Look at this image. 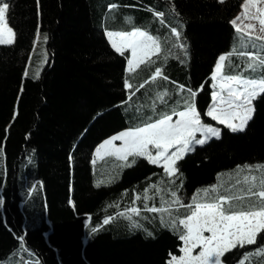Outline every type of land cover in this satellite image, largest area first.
<instances>
[{"label":"trees","instance_id":"trees-1","mask_svg":"<svg viewBox=\"0 0 264 264\" xmlns=\"http://www.w3.org/2000/svg\"><path fill=\"white\" fill-rule=\"evenodd\" d=\"M242 1L4 0L15 41L0 44V261L17 253L23 264H166L170 253L181 254L178 221L190 214L186 205L198 190L221 183V175L236 168L264 165V93L253 99V118L243 131L206 115L211 74L219 56L235 47L230 22ZM116 3L119 19L125 13L135 18L123 28L145 25L167 39L150 69L160 66L171 81L197 91L201 120L221 130L219 138L196 145L177 162L178 177L169 178L144 158H135L131 167L120 160L113 167L110 159L103 170L93 163L101 142L139 125L149 93L167 91L169 101L171 91L165 82L140 87L135 74L127 73L129 51L117 53L103 27ZM172 27L181 32L179 40ZM43 42L47 62L34 76ZM127 78L140 87L141 98L129 97ZM172 191L184 206L161 205L162 199L172 201ZM145 205L167 211L149 212ZM133 207L139 216L129 212ZM162 217L176 220V228ZM260 247L264 232L257 244L225 253L223 262L264 264Z\"/></svg>","mask_w":264,"mask_h":264},{"label":"snow or ice","instance_id":"snow-or-ice-1","mask_svg":"<svg viewBox=\"0 0 264 264\" xmlns=\"http://www.w3.org/2000/svg\"><path fill=\"white\" fill-rule=\"evenodd\" d=\"M219 2L223 3L225 0H219ZM257 3H264V0H245L242 15L245 19L258 20L259 31L264 33V18H261V15H264V8H257ZM249 6L255 8L258 15L249 16ZM109 7L116 8L117 5L113 4ZM8 11L9 4L0 0V44H12L15 41V32L8 26ZM154 14L159 18L164 16L162 12ZM238 20H241L240 16L230 22L236 27L237 32H240L242 36L246 35L249 40L264 41V36H253L252 31L245 33L237 24ZM246 27L255 30L253 24ZM171 33L177 40L181 37V32L176 27L171 28ZM107 37L117 53L124 55L125 50H130L131 58L128 61L130 73L135 72L141 65L155 63L153 57L159 58L163 51L160 39L140 28H133L131 31H109ZM37 39H39V35H37ZM46 39L47 37H45V41ZM173 47L184 48V45L177 44ZM237 54L248 58L247 68L252 73L257 70L264 73V57L251 52H237L234 49L218 58L215 74L212 77L216 81L213 87L218 91L212 93L214 103L206 115L220 124L226 125L233 132L243 131L246 128L255 111L252 106L253 99L264 93V75L260 79H249L242 75L224 74L225 62ZM157 78L168 79L161 67H156L154 75L151 77L153 81ZM126 87L133 89L131 83H127ZM140 87H144V85L141 84ZM138 90L137 88L136 91ZM179 90L184 91L185 86L180 85ZM187 91L192 102L185 101V110L174 113L179 116L178 120L173 122L171 115L163 114L162 118L155 122L114 136L100 145L96 151L97 157L103 159L101 151L105 150L106 155L115 156L128 167L135 163V158H144L152 164L162 166L164 174L169 178L178 177L180 170L177 167V162L182 160L188 152L195 151L194 145H204L210 138H219L220 136V131L217 128L202 123L194 102L196 91L190 88ZM167 95L168 92L165 91L158 93L157 97L163 102ZM234 121L238 122L234 123ZM197 133H200L202 138H197ZM116 140L123 141V145L115 147L114 141ZM172 149L175 150L172 151ZM129 157L134 158L130 163H128ZM95 162L94 160L93 163ZM245 167L249 173L255 170L259 171L260 175L249 174L244 176L242 181H237V183L246 186L242 187L238 193L225 190L221 194L219 186L213 185L210 188L199 190L193 196V203L186 205L191 209L190 214L185 219L178 221L179 225L183 226V231L177 229L180 232L179 239L184 244L180 249L183 255L177 257L170 253V259L166 264H220V258L232 249L257 244L258 234L264 232V165ZM97 187H99V183ZM152 187L156 188L157 186L154 184ZM171 196L172 204L184 206L176 191H172ZM147 198L145 197V199ZM136 199H140V197L137 196ZM162 203H165L163 199ZM145 208L149 212L167 211V209L155 207L148 208L147 205ZM129 212L136 216L141 214L140 209L135 207L131 208ZM121 215L125 214L121 213ZM111 219L109 217L103 223L108 224ZM127 219L131 220L132 216L127 215ZM161 219L163 223L176 228V220L165 221L163 217ZM134 226L141 227L138 223H134ZM92 231L95 232L97 229L93 228ZM206 232L210 235L206 236L204 234ZM196 248L201 250L198 255L193 256L192 252ZM257 253H264V247L258 248ZM247 258L248 256H245V259ZM240 264H243V261Z\"/></svg>","mask_w":264,"mask_h":264},{"label":"crops","instance_id":"crops-1","mask_svg":"<svg viewBox=\"0 0 264 264\" xmlns=\"http://www.w3.org/2000/svg\"><path fill=\"white\" fill-rule=\"evenodd\" d=\"M135 28H140L142 30H146V31L149 32V34L153 35L154 37H158L160 39V41H161V47L163 45V42L167 40L165 38L159 37L152 30L146 29V28H144L142 26L141 27L137 26ZM120 30L121 31H131V30H133V28H129V29L128 28H123V29H120ZM243 31L245 33H247V31H245V30H243ZM245 38L248 39V37L246 35H245ZM259 42H260L261 46L264 44V41H260L259 40ZM234 49L237 52H239V51H245V52L251 51V52L255 53L254 50H251L252 48L249 49V48H235L234 47L233 50ZM224 54H227V53H224ZM224 54H222V55H224ZM130 57H131V52H129V56H128V59H127V64H128V61H129ZM217 63H218V60H217ZM217 63H216V65H217ZM246 64H248V58L246 56L245 57H241L238 54L237 55H233V56L230 57V59L228 61L225 62L226 67L224 69V74L225 75H242L244 78H249V79H251V78L260 79L261 75H259V74L258 75H249V74H242L241 73L240 68L242 66H245ZM141 66L135 72H131V73L126 68L127 69V73H130L132 75L135 74L134 79L135 80H139V83H140L139 86L141 84L145 85V83L150 84V83H153V82H155V83H160V82L167 83L170 86V88H171V91L169 92V101H168L167 98L163 102L161 100L154 101V98L155 99L157 98L158 92L154 91V93H149L150 104H149V107L144 112H142L141 122L139 123V125L136 126V127H133V128H128V129L122 130V131L114 134L113 136H111L109 138H112L114 136H117V135H119V134H121L123 132L129 131V130H134L137 127H143L147 123L155 122L157 119L162 118L163 114L171 115L173 122H175L176 120L179 119V116L177 114H174V113H179L180 111H184L185 110V108H186L185 101L192 102V98L189 96V93L187 91V89H189V88H187L185 86V90L184 91H180L179 90V86L183 85V84H181L179 82H176V81H173V80L171 81L169 78L167 80H164L162 78H157L155 81H153L151 79V77L154 75V69L157 66H154L153 69L152 68L150 69V67H152L150 64H148V65H146V66H144L142 68H141ZM229 69H231V71H229ZM214 74H215V68H214V70H213V72L211 74V79H212ZM127 83H131L133 85V82H131V80H129L128 78L126 80V84ZM214 84H216V81L212 79V88H213L212 93L215 92V91H218L217 88L213 87ZM133 86H134L133 89H128L127 88L129 90V97L136 93V97L139 96V98H141V94L142 93L139 95L140 91L139 90L136 91V89L137 88L139 89L140 87L139 86L137 87L135 84ZM193 91H195V90H193ZM196 93H197V91H196ZM145 97H147V96H145ZM166 101H168V103L165 104ZM194 102H195V106H196V97H195ZM213 103H214V101H213V96H212V102H211V105L208 107L207 111L211 110V108L213 106ZM252 106H253V101H252ZM235 122H238V121H234V123ZM202 123L205 124V125L213 126V127L217 128L219 130L218 126L210 125V124H207V123H205L203 121H202ZM197 135H198V138H202L200 133H197ZM174 150L175 149H172V151H174ZM241 169H243V170H241ZM249 174L257 175V176L260 175L259 171H255V170L252 171L251 173H249V171H248V169L246 167L236 168L233 172H230L228 174H222L221 177L223 179L221 180V183L219 181L218 182L216 181L214 184H212L210 186H207V187H203L202 189L210 188L213 185H217V186H219V192L221 194H223L225 192V190H228L231 193H238L239 192V188L246 187V186L243 185L242 183H237V181H242L243 177L246 176V175H249ZM202 189H199V190H202ZM234 190H235V192H234ZM163 192L165 194V199H167V193H168L167 190H165ZM171 204H172L171 202L169 204L165 202V203H163L161 205H165V207L168 208L167 205H171ZM185 218H183V219H185ZM204 234L206 236L210 235L207 232L204 233Z\"/></svg>","mask_w":264,"mask_h":264},{"label":"rangeland","instance_id":"rangeland-1","mask_svg":"<svg viewBox=\"0 0 264 264\" xmlns=\"http://www.w3.org/2000/svg\"><path fill=\"white\" fill-rule=\"evenodd\" d=\"M244 3H245V0H243L241 2L240 8H239L238 12L236 13V15L233 17V19H235L237 16H240L241 20H238L237 24L240 26L241 29H243V30H245L247 32L252 31V35L253 36H257V35L264 36V33L259 31L260 25H259L258 20L245 19L243 17L242 14L244 13V8H243V4ZM115 5H117L116 8H110L109 7V12L107 13V15L105 16V19L103 21V27H104L106 35H107V32H109V31H113V32L121 31L120 29H123L122 25L132 24V23L134 24V22H135V18L133 17V15L132 14H127V13H125L123 15V17H121L119 19L118 15L121 12L120 11L121 7L117 3ZM256 7L257 8H264V3H257ZM248 15L252 16V15H258V14L256 13V9L255 8L249 6ZM261 18H264V15H261ZM249 24L255 25V30L254 31L251 30V29H248L246 27ZM135 25H137V24H135ZM8 26L11 27L9 24H8ZM132 26H134V25H132ZM140 26H142L144 28H148L145 25H140ZM235 40H236L235 48H249V49L252 48L251 50H254L256 55L264 57V44L261 46L259 40L246 39L245 36H242L241 33L237 32V31H236V39ZM110 43H111V41H110ZM46 62H47L46 43L43 42L42 45L39 48L38 56H37L36 61H35L34 65H33V68H32V72H33L34 76H39L40 75L42 69L44 68V66L46 64ZM126 68L128 69V64H127ZM240 70H241L242 74H249V75H258L259 74L261 76L264 75V73H262L259 70H257V72H255V73H252L247 68V64L245 66H242L240 68ZM155 91L158 92V93H162V90H160V89H156ZM219 131H220V129H219ZM197 138H198V135H197ZM109 139H111V138H109ZM109 139H106L105 141H103L102 144H104ZM114 145H115V147H121L123 145V141L116 140V141H114ZM195 146L196 145H194V147ZM99 147H100V145L97 147V149ZM97 149L95 150V155H94L95 158H94V160L96 161L95 164H96V167L99 168V170L107 169L104 166L106 165L105 163L108 160H110V159H111V161H109V162L111 163V165L113 167H114V165L119 164V162L117 161L118 159L115 156L113 157L112 155H106L105 154V150L101 151V156H103V159L97 157V155H96ZM150 150H151V146H150ZM102 166L104 168H102ZM110 169H112V167H110ZM183 246H184V244L182 245V247ZM200 250L201 249H199V248L194 249L193 252H192V255L193 256L198 255ZM182 255H183V252H181V254L179 256H182ZM179 256H177V257H179ZM246 256H249V255H246ZM0 264H23V260L20 258L19 254L15 253V254H12L8 259L0 261ZM220 264H224L222 257L220 258Z\"/></svg>","mask_w":264,"mask_h":264}]
</instances>
